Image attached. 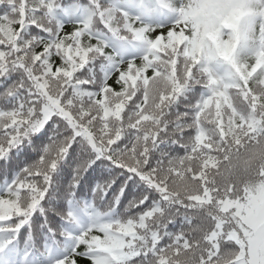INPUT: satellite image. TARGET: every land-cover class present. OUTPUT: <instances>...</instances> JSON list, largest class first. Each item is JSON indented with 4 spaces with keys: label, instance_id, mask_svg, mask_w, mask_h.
<instances>
[{
    "label": "snow or ice",
    "instance_id": "obj_1",
    "mask_svg": "<svg viewBox=\"0 0 264 264\" xmlns=\"http://www.w3.org/2000/svg\"><path fill=\"white\" fill-rule=\"evenodd\" d=\"M264 264V0H0V264Z\"/></svg>",
    "mask_w": 264,
    "mask_h": 264
},
{
    "label": "trees",
    "instance_id": "obj_2",
    "mask_svg": "<svg viewBox=\"0 0 264 264\" xmlns=\"http://www.w3.org/2000/svg\"><path fill=\"white\" fill-rule=\"evenodd\" d=\"M82 264H86V262H82Z\"/></svg>",
    "mask_w": 264,
    "mask_h": 264
}]
</instances>
